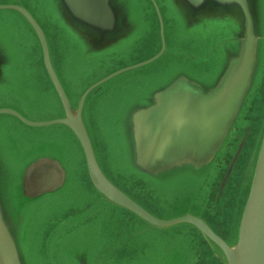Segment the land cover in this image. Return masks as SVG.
<instances>
[{
    "label": "water",
    "instance_id": "95a60500",
    "mask_svg": "<svg viewBox=\"0 0 264 264\" xmlns=\"http://www.w3.org/2000/svg\"><path fill=\"white\" fill-rule=\"evenodd\" d=\"M145 1L153 15L151 27L159 37L156 52L126 69L103 76L81 98H77L67 91L60 79L66 53L58 49V54L55 44L70 43V34H74V41L80 44L77 45L80 49L84 48L83 42L86 41L82 38L86 37L95 39L101 47L104 39L126 34L131 28L129 18L134 16L126 17L119 0H57L59 27L68 34L65 38L56 36L55 26L52 29L42 27L19 0H0L1 14L10 15L28 27L35 52L30 59L22 55L15 61L19 63L21 75L16 76L21 77V85L18 79L7 81V75L16 72L17 65L11 64V60L0 52V90H24L26 82L22 73L27 68L37 79H45L48 87H34L32 90H52V100L61 110L60 116L54 120H30L21 110L9 107H2L0 115H7L29 129L63 128L73 137V142L75 139L74 147H78L81 160L76 173L73 166L68 171L63 161L70 163V160L60 153L59 146L43 136H33L34 140H41L37 144L29 139L32 147L19 157L23 165L20 174L8 179H2L0 174V264H33L27 255L22 254L23 250L16 241V234H24L26 217L33 204L78 186L85 204L75 212L79 217L75 215L69 219L78 221L74 227H89L98 219L99 222L104 220L112 243L103 250L98 242L93 248H82L73 255L76 264H95L89 259L90 249L96 252L97 264H119V257L124 258L126 254L132 257L133 264H155L159 259H167V255L153 252L159 245H150L152 237H146L142 242V230L152 234L183 232L187 247L203 238L211 257L219 264H264V54L260 45L264 0H177L180 6L172 9L178 10L179 15L185 4L194 12L200 7H210L213 13L225 14L224 21L228 23L221 20L223 24L212 23V26L219 25L217 35L221 40L215 50L216 59L212 57L213 62L186 57L183 63H178L171 55L164 70L162 65L163 73L140 77L144 84L137 89L138 96L122 100L119 111L121 115L126 112V115L113 121L117 128L126 124L129 131L127 143L132 168L123 173L114 168L105 169L109 166L113 144L98 132L94 134L97 137L93 135L91 138L83 111L85 99L93 89L103 90L106 84L119 79L125 71L147 69L166 59L167 46L165 49L162 36L165 23L160 9L155 0ZM194 12L184 22L187 28L197 24ZM233 17L238 20V36L226 38ZM175 18L180 22L179 17ZM205 27L200 28L205 31ZM5 41L3 36L0 37L1 43ZM87 57L88 54L82 61ZM80 65L76 64L74 69ZM189 66L203 69L204 73L197 75ZM64 67L69 69V64ZM214 69L218 71L215 75ZM16 101L20 106L25 104L34 114H39L42 107L49 109L50 106L48 100L28 101V96ZM194 157V165L199 168L197 171L189 167L193 166ZM240 160L243 168L236 186L229 226L225 238H221L205 219L213 218L220 210L228 191L227 184L237 174ZM188 172L209 176L197 190H191L195 195L205 196L206 202L203 198L193 204L196 211H180L173 217H162L154 208L150 181L156 179V182L167 183L169 175ZM244 190V202L235 218L234 204ZM155 205L177 206L174 201ZM100 225L104 226L103 223ZM231 234L234 237L229 243L227 240L232 238ZM67 235L68 230L61 232L53 245L57 247L56 241L67 238ZM154 236L156 240L161 238ZM184 254L175 252L171 263L186 264ZM194 256L192 264H200V255L196 253ZM124 264H131V260L126 257Z\"/></svg>",
    "mask_w": 264,
    "mask_h": 264
},
{
    "label": "rangeland",
    "instance_id": "374dc122",
    "mask_svg": "<svg viewBox=\"0 0 264 264\" xmlns=\"http://www.w3.org/2000/svg\"><path fill=\"white\" fill-rule=\"evenodd\" d=\"M155 1L160 9L163 24L165 23V28L161 31L164 37L165 49L167 46L165 52L166 59L147 69L142 67L130 70L129 72L125 71V73L119 75V79L115 80L118 78L116 77L113 79L115 81H110L106 84L103 90H96L95 88L90 91L85 99L83 118L89 135L93 139V135L98 132L103 136V139L105 137L108 139L107 141L113 144L111 147L112 150L109 153V166L105 168L108 170L114 168L125 173L132 168L129 162L130 147L127 143L129 140L127 125L122 124L117 128L118 126L115 124V121L122 119L126 115V112L124 115H121L119 111V105L122 100L138 96L137 89L144 84V81L140 80V77H146L149 73L150 75L161 73V71L163 73L164 66L168 64V57L171 55H174L173 59L178 63H183V58L186 60V57H196L200 62L207 60L211 62L213 60L212 57L215 56V50L219 48L217 46L221 43L217 35L219 25L212 26V23L218 22L223 24L221 21L228 23L224 21L225 17L227 18L225 14L213 13L210 7H200L201 9L199 8L198 11L194 12L185 4L182 9V14L179 15L178 10L173 11L172 9L180 6L177 0ZM19 2L31 11L42 27L52 29L55 26L56 36L65 38L68 36L59 27L61 20L57 16V13H59L56 9V7H59L56 4L57 0H19ZM119 6L122 7L123 13L127 18L131 15L134 16L129 18L128 25L131 28L126 34L120 37H110L107 40L104 39L101 47H99L100 43H96L95 39L93 41L88 37L82 38L86 41L83 42L86 50L78 47L80 44L75 43L74 34H70V43L55 44L57 50L59 49L66 53V63H63L60 79L68 88L67 91L73 93L77 98H81L87 89L103 76L126 69L133 63L145 59L156 52V44L159 45V37L158 33L155 35V30L151 27L153 25V15L149 10L151 7L148 6L145 0H119ZM193 12L197 14L195 20L197 24H193L190 29L184 26V22ZM262 12L264 20V9H262ZM175 16L179 17L180 22H177ZM203 25H206L205 31H202L200 28ZM238 31V20L236 17H233V22L230 25V29L226 30L225 36L226 38H235L238 36ZM260 33L263 35L260 45L264 54V25ZM29 34L28 27L21 21L10 15L0 13V37L3 36L6 39L5 42H0V52L7 59L11 60V64L17 65V71L7 75V81H15V79H18L21 85V77L16 76L20 74V67L19 63L15 61L18 56L24 55L27 59H30V56H34L35 52L32 50V39ZM160 38H162L161 35ZM59 50L58 54L60 52ZM87 54L88 57L82 61ZM67 63L69 64V69L64 67ZM76 64L82 65L74 69ZM189 67L197 75L204 73L203 69H197L194 66ZM217 72L214 69V75ZM75 74L78 75L74 76ZM22 75L26 82L24 90H0V109H3L2 107H9L19 111L21 110L22 114L30 120L57 119L60 116L61 110L60 106L52 100V90H32L34 87L47 89L45 79H37L35 77L36 75L34 76L31 70L27 68L26 71H23ZM146 83L151 84L149 81ZM14 86L16 87L17 83ZM23 96H28V101L46 102L48 100L50 103L49 109L42 107L39 114H34L25 107V104L20 106L18 101H16L17 99L23 98ZM114 119L115 121H113ZM17 122L7 115H0V174L2 179L13 178V176L15 177L20 174L23 165L22 158L19 157L23 156L32 147L29 139L39 144L38 142L42 136L51 141L53 140L59 146L60 153L70 160V163L67 160L66 162L63 161L65 167L69 171L71 166H73L74 168L72 170L76 173L75 170L79 169L78 164L81 163L80 152L78 147H74L75 139H73V142V137L71 138L70 134L66 133L63 128L57 126H52L47 129H29ZM33 136L40 138L34 140ZM95 137L97 136L94 135ZM242 168L243 163L239 165L237 174L230 180L228 191L224 195L220 210L215 212L213 218H207L210 225L214 224L212 226L215 231L219 235H223V238H225L229 226L232 203ZM208 177H202L201 175L188 172L169 175L167 183L161 181L156 182V179H152L150 181L153 191L152 202L163 203L174 201L177 204V206H158L153 203L154 208L164 218L173 217L175 214L180 213V211H196L197 209L193 204L199 202L205 196L195 195L191 190H197ZM245 193L246 191L244 190L241 193L242 196L234 204L235 210L233 215L235 218L241 210ZM81 197H83L82 190L78 186L76 189L68 188L65 193L40 199L33 204V209L29 213V216L26 217L27 224L23 232L24 234H16V241H18V244L23 250L22 254L24 256L27 255L31 263L76 264L73 255L82 251V248H93L97 242L103 247H101L102 250L110 247L112 236L106 232L104 220L99 222L100 219H98L96 223L89 227H74L78 221L69 219L71 216L77 215L75 212L81 210L83 204H85V199ZM191 198L197 199L190 201ZM204 202H206V198ZM61 216H64V218ZM76 217L79 216L77 215ZM68 221H70L71 225H69ZM28 222L31 223V226L28 225ZM98 222L99 224H97ZM101 223L104 224L103 227L100 225ZM20 228L22 229V224ZM234 229L235 226L233 225L232 230L234 231ZM66 230H68L67 238L57 240L56 243L58 246L55 247L53 245L55 239L61 232H65ZM142 235L144 237L142 242H144L146 237H152L150 239V245H159V247L154 248L153 252L167 255V259L166 257L163 260L159 259L155 264H174L171 261L175 252L177 255L185 253L186 264L193 263V259H195L194 254L196 253L202 257L203 255L201 254L206 253L207 256L205 259H201L202 263L206 259L208 260L204 264H219L215 258L211 257L210 248L207 247L205 239L203 238L197 240V244L192 247H187V240L183 232L177 234H152L148 230H142ZM154 235H158L161 238L156 240L157 237ZM231 237L230 240H227L229 243L233 240L234 235L231 234ZM212 246L220 252L216 246ZM168 247H172L173 251L172 248L169 251ZM176 248L177 250H175ZM192 250L194 251L193 255ZM94 253L96 252L90 249L88 252L90 255L89 259L91 263L97 264V258ZM99 254H103V251ZM148 254H151V252H148ZM121 257H119V264L126 263V257L133 264L131 256H127L126 254L124 258Z\"/></svg>",
    "mask_w": 264,
    "mask_h": 264
},
{
    "label": "crops",
    "instance_id": "0c3cea01",
    "mask_svg": "<svg viewBox=\"0 0 264 264\" xmlns=\"http://www.w3.org/2000/svg\"><path fill=\"white\" fill-rule=\"evenodd\" d=\"M247 146L249 147L250 146V141L248 142V144H247ZM245 155H246V151H244V158H245ZM197 159H198V162H199V155L197 154ZM242 163V161L240 160V162H239V165ZM195 164V157H194V161L192 162V165L193 166H189V167H191V168H193V169H195L196 171L199 169V168H197L196 167V165H194ZM239 165H238V167H239ZM237 167V168H238ZM237 173V172H236ZM229 183H230V181H229ZM229 183L227 184V189H228V185H229ZM211 199H212V201H213V199H214V196L212 195L211 196Z\"/></svg>",
    "mask_w": 264,
    "mask_h": 264
},
{
    "label": "flooded vegetation",
    "instance_id": "af4514ba",
    "mask_svg": "<svg viewBox=\"0 0 264 264\" xmlns=\"http://www.w3.org/2000/svg\"><path fill=\"white\" fill-rule=\"evenodd\" d=\"M233 189V188H232ZM206 221H207V223L210 225V222H209V220L208 219H205ZM213 226H214V224H212ZM212 225H210V227H211V229L218 235V236H220L221 238H223V235H219V233L217 232V231H215V229H214V227L212 226ZM201 255H203V257L202 256H200V258L201 259H205V257L207 256L206 255V253H203V254H201ZM200 264H204V263H202V262H200ZM209 264H212V263H209ZM214 264V263H213Z\"/></svg>",
    "mask_w": 264,
    "mask_h": 264
}]
</instances>
